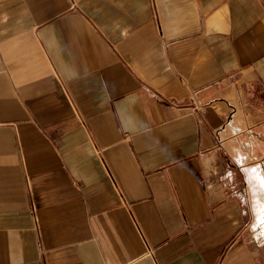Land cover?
<instances>
[{
  "label": "crops",
  "instance_id": "0c3cea01",
  "mask_svg": "<svg viewBox=\"0 0 264 264\" xmlns=\"http://www.w3.org/2000/svg\"><path fill=\"white\" fill-rule=\"evenodd\" d=\"M260 199L264 0H0V264H264Z\"/></svg>",
  "mask_w": 264,
  "mask_h": 264
},
{
  "label": "bare ground",
  "instance_id": "6f19581e",
  "mask_svg": "<svg viewBox=\"0 0 264 264\" xmlns=\"http://www.w3.org/2000/svg\"><path fill=\"white\" fill-rule=\"evenodd\" d=\"M263 206H264V205H261V204H260V205H259V209H258V214H259L258 217H259V219L262 220V221H263V219H264ZM257 208H258V207H257ZM263 223H264V222H263Z\"/></svg>",
  "mask_w": 264,
  "mask_h": 264
},
{
  "label": "rangeland",
  "instance_id": "374dc122",
  "mask_svg": "<svg viewBox=\"0 0 264 264\" xmlns=\"http://www.w3.org/2000/svg\"><path fill=\"white\" fill-rule=\"evenodd\" d=\"M260 201L262 202V204L264 205V201L260 199Z\"/></svg>",
  "mask_w": 264,
  "mask_h": 264
}]
</instances>
